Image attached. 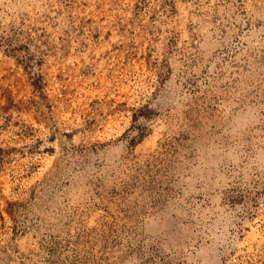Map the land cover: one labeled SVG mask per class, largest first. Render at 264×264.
Returning <instances> with one entry per match:
<instances>
[{
	"label": "rangeland",
	"instance_id": "rangeland-1",
	"mask_svg": "<svg viewBox=\"0 0 264 264\" xmlns=\"http://www.w3.org/2000/svg\"><path fill=\"white\" fill-rule=\"evenodd\" d=\"M0 264H264V0H0Z\"/></svg>",
	"mask_w": 264,
	"mask_h": 264
}]
</instances>
